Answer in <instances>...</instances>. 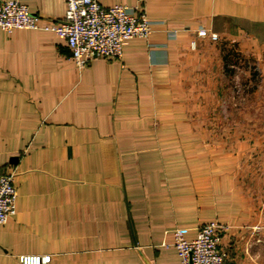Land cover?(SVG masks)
Segmentation results:
<instances>
[{
	"label": "crops",
	"instance_id": "obj_1",
	"mask_svg": "<svg viewBox=\"0 0 264 264\" xmlns=\"http://www.w3.org/2000/svg\"><path fill=\"white\" fill-rule=\"evenodd\" d=\"M12 1L42 25L65 16V0ZM99 2L150 21L119 61L78 70L54 32L0 29V176L17 191L0 264H180L175 230L212 222L230 264H264V141L234 123L222 138L206 110L222 63L209 35L262 53L264 0Z\"/></svg>",
	"mask_w": 264,
	"mask_h": 264
},
{
	"label": "built area",
	"instance_id": "obj_2",
	"mask_svg": "<svg viewBox=\"0 0 264 264\" xmlns=\"http://www.w3.org/2000/svg\"><path fill=\"white\" fill-rule=\"evenodd\" d=\"M63 19L42 25L41 17L18 1L0 0V29H43L54 32L67 46L78 70H83L95 57L119 61L123 57V45L134 38H148L152 33L150 21L141 9L125 5L104 7L99 0H65ZM205 37L206 30L198 31ZM212 39H217L213 35ZM17 191L13 174L0 176V225L16 214ZM227 227L212 222L201 226L195 239L187 240L181 229L174 232V246L180 264H230L222 250V240ZM50 254H23L20 264H49Z\"/></svg>",
	"mask_w": 264,
	"mask_h": 264
},
{
	"label": "rangeland",
	"instance_id": "obj_3",
	"mask_svg": "<svg viewBox=\"0 0 264 264\" xmlns=\"http://www.w3.org/2000/svg\"><path fill=\"white\" fill-rule=\"evenodd\" d=\"M213 35L209 36L219 45L218 55L209 58L218 56L222 63L219 61L209 71L217 103H206L207 120L217 124L213 132L222 138L229 132L226 128L234 123L238 134L247 131L254 139L264 141V50L248 52L217 35L214 40ZM256 164L259 166L260 162Z\"/></svg>",
	"mask_w": 264,
	"mask_h": 264
}]
</instances>
